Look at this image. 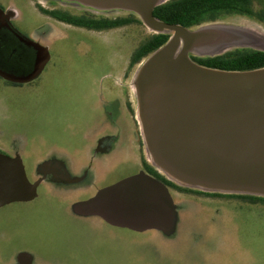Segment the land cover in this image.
I'll return each mask as SVG.
<instances>
[{"label": "rangeland", "instance_id": "374dc122", "mask_svg": "<svg viewBox=\"0 0 264 264\" xmlns=\"http://www.w3.org/2000/svg\"><path fill=\"white\" fill-rule=\"evenodd\" d=\"M0 3L9 10L12 24L46 47L50 56L34 84L10 88L0 81V146L21 159L29 181L42 178L35 200L0 208V264H18V257L20 264H264L261 201L169 188L176 211L169 233L120 227L76 213V203L141 173L142 160L156 170L142 142L134 87L135 74L147 57L129 68L133 51L154 33L142 23L92 32L46 15L65 11L96 19H139L116 2L103 1L107 7L84 0ZM204 28L206 32L193 39L190 60L239 48L264 51V23L251 18L229 15L190 30ZM181 46V39L175 38L163 57L173 60ZM109 91L120 97L121 105H129L126 121ZM43 164L60 167L68 183L83 182L59 188L52 184L57 178L31 171Z\"/></svg>", "mask_w": 264, "mask_h": 264}, {"label": "water", "instance_id": "95a60500", "mask_svg": "<svg viewBox=\"0 0 264 264\" xmlns=\"http://www.w3.org/2000/svg\"><path fill=\"white\" fill-rule=\"evenodd\" d=\"M84 1L95 7L120 3L152 33H172L147 56L134 81L142 142L159 174L182 188L264 197V68L224 71L190 60L193 39L207 29L191 31L157 19L158 0ZM10 16L0 9V77L27 83L50 56L46 47L17 32ZM175 38L182 46L168 60L163 52ZM41 182L28 180L18 156L0 153V208L33 201ZM168 189L141 172L98 190L73 210L120 227L169 233L176 211Z\"/></svg>", "mask_w": 264, "mask_h": 264}, {"label": "trees", "instance_id": "16d2710c", "mask_svg": "<svg viewBox=\"0 0 264 264\" xmlns=\"http://www.w3.org/2000/svg\"><path fill=\"white\" fill-rule=\"evenodd\" d=\"M46 15L74 26L93 30H107L132 23H141L133 15L127 18L109 20L71 16L60 11L47 12ZM153 15L165 23L177 24L188 29L204 23L218 21L222 17L229 15L245 16L264 23V0H168L156 6L153 10ZM168 38V34H151L145 37L133 51L129 60V68L163 46ZM193 60L199 65L224 71H252L264 68V51L251 48H239L225 52L219 56L203 59L193 58ZM144 164L154 178L160 180L169 188L179 192L188 190L167 181L146 163ZM202 194L209 195L208 193ZM212 196L233 197L250 202H264V198L250 195L213 194Z\"/></svg>", "mask_w": 264, "mask_h": 264}, {"label": "flooded vegetation", "instance_id": "af4514ba", "mask_svg": "<svg viewBox=\"0 0 264 264\" xmlns=\"http://www.w3.org/2000/svg\"><path fill=\"white\" fill-rule=\"evenodd\" d=\"M0 9L3 11V12H9V10H6L5 6L0 3ZM61 13H64V14H68V15H71V16H77V17H80L78 15H73V14H70L69 12H65V11H60ZM48 17L52 18L53 20L55 21H58V22H61V23H64V24H67V25H70V26H73V27H77V28H81V29H85V30H88V31H92V32H102V31H108V30H111V29H107V30H93V29H87V28H84V27H79V26H74V25H71V24H68L66 22H63V21H60V20H57L55 18H53L52 16H49L47 15ZM83 17H86V18H91V19H96L94 17H89V16H86V15H82ZM100 19H106V18H98L97 20H100ZM109 20V19H107ZM9 22L11 24V26L17 31L19 32L22 36L26 37V38H29L27 37L26 35L22 34L13 24H12V18L10 16L9 18ZM118 28V27H117ZM112 29H115V28H112ZM32 40V39H31ZM34 41V40H33ZM39 44V43H38ZM41 45V44H40ZM43 46V45H42ZM47 64V63H46ZM46 66V65H45ZM45 66L43 67L42 71L44 70ZM41 71V72H42ZM41 75V73L37 76V78H35L34 80L30 81V82H27V83H13V82H9L3 78L0 77V81L3 83V85L7 86V87H10V88H23L24 86H27V85H31V84H34V82L39 78V76ZM109 95L112 96L114 99L113 100H116V102L119 104V108H120V112L124 118V120L126 121L127 118H126V114L128 113H131V109L129 107V105H121L120 103V97H117L116 95L114 94H111V92L109 91ZM110 114V113H109ZM132 118H134V120H136L135 116H132ZM131 120V119H130ZM129 120V123H131V121ZM134 135L136 136L137 138V134L134 133ZM96 150H99L98 147H96ZM7 150H4L3 147L0 146V153L2 154H5L7 155L8 152H6ZM9 154V153H8ZM9 156V155H8ZM16 156V155H14ZM146 163L144 160L141 161V164H140V172H144L145 174L153 177L150 173H149V169H147L145 167V164ZM147 164V163H146ZM148 165V164H147ZM149 166V165H148ZM150 167V166H149ZM153 169V168H152ZM31 171H36L38 174H40V176L44 177V178H48L49 180L51 178H57L52 184H54L55 186L59 187V188H67V187H72L73 185H76L78 183H81L83 181L79 180V179H76L77 181L79 180V182H74V183H68V181H65V179H68L69 177H66L65 175H63V170L60 169V167H55L52 165V167H49V166H45L44 164L43 165H40V166H37L35 168H33ZM156 171V170H155ZM157 172V171H156ZM158 173V172H157ZM154 178V177H153ZM38 190V189H37ZM38 195V194H37ZM35 200V199H34ZM29 203V202H28ZM17 262L18 264H20L22 262V260L20 259V257L17 258Z\"/></svg>", "mask_w": 264, "mask_h": 264}, {"label": "bare ground", "instance_id": "6f19581e", "mask_svg": "<svg viewBox=\"0 0 264 264\" xmlns=\"http://www.w3.org/2000/svg\"><path fill=\"white\" fill-rule=\"evenodd\" d=\"M137 80H138V73L135 74V78H134V81H135V82H137ZM134 84H135V83H134ZM134 87H135V86H134ZM135 88H136V87H135ZM147 160H148L149 163H152V161H151L149 155H147Z\"/></svg>", "mask_w": 264, "mask_h": 264}]
</instances>
